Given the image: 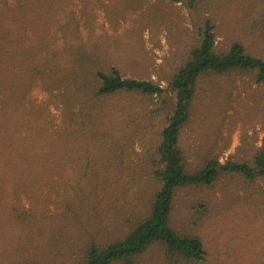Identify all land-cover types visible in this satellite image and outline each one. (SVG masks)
<instances>
[{
  "label": "rangeland",
  "instance_id": "374dc122",
  "mask_svg": "<svg viewBox=\"0 0 264 264\" xmlns=\"http://www.w3.org/2000/svg\"><path fill=\"white\" fill-rule=\"evenodd\" d=\"M30 1L0 0V55H41V78L27 81L24 68L9 74L6 83L30 89L43 123L62 140L46 144L47 155L38 163L34 156L15 162L21 151L12 148L0 160V264H23L37 255L65 264L68 237L79 240L81 234L86 240L106 220L123 227L136 202L147 210L155 185L151 153L174 99L170 84L200 44L205 23L214 26L220 52L240 41L248 53L264 59V0H62L59 11L47 4L50 0H37L36 9ZM41 5L50 21L55 14L65 20L56 41H63L62 28L76 31L72 36L86 47L81 67L64 71L69 65L58 56L67 48L56 54L38 49L29 19L40 17ZM87 54L94 57L91 65ZM51 62L65 73L53 74ZM113 68L166 91L96 96V71ZM83 71L88 82L75 84ZM256 76L234 71L201 78L180 138L188 170L198 171L210 159L250 163L262 149L264 83ZM85 168L91 174L83 179L84 196L73 201L57 179L63 173L81 180ZM172 224L203 240L202 264H264V177L250 181L226 174L211 186L180 189ZM164 256L162 248L153 247L140 264H164Z\"/></svg>",
  "mask_w": 264,
  "mask_h": 264
},
{
  "label": "trees",
  "instance_id": "16d2710c",
  "mask_svg": "<svg viewBox=\"0 0 264 264\" xmlns=\"http://www.w3.org/2000/svg\"><path fill=\"white\" fill-rule=\"evenodd\" d=\"M30 3L35 6L37 0H31ZM47 4L59 11L62 0H50ZM37 12L40 17L33 14L29 21L34 24V31L38 36V49L56 54L57 49L67 48L66 55L58 56L68 63H64L65 66L69 65L70 71H64H73V66L81 67L80 59L86 52V47L78 44L79 39L72 36L76 31L68 32L70 25L62 28L65 32L64 42L59 43L56 41L57 34L65 20L62 21L55 14L56 20L50 21V18L43 15L42 5ZM201 32L200 44L192 50L190 59L179 68L170 84L174 99L167 114L166 125L161 130L159 141L151 153L155 185L153 195L147 201L148 205L145 208L147 210L142 211V207L136 202L133 209L126 213L125 217L127 216L128 221L126 220L127 224L123 227L106 220L104 223H98L86 240L82 239L81 234L79 240L78 237H68L69 261H65V264H140L153 247L162 248L164 251V264H202L206 260L203 240L197 235L180 232L172 224L179 190L186 187L211 186L226 174H240L250 181L264 177V146L250 163L233 161L221 163L216 159H210L205 167L198 171L192 172L186 167L180 138L191 118V107L201 78L209 74L254 71L257 74L256 81L264 83L263 58L248 53L240 41L233 42L227 51L220 52L216 47V34L210 21L205 23ZM72 45L75 46L71 48ZM23 54L22 51L12 53L11 57L7 55L6 58L0 55V160H4L5 151L12 148L22 152L16 154L15 162L19 159L28 161L29 157L34 156L32 161L38 163L39 159L44 160V155H47L46 144H51L52 141L53 145L57 144L56 137L58 140H62V137L57 134L55 137L56 131L48 122V126L43 123L41 106L35 98L28 97L29 88L19 89V84L9 88L6 83L9 74L22 72L24 68L27 81L38 83V78H41L43 69L41 55ZM56 61H59V64L63 63L58 58ZM86 61L90 65L95 62L94 57L90 58L88 54ZM56 65L51 62L47 67L55 68L52 73L62 76L65 72ZM78 74L80 78L75 84H86L88 73L83 71ZM95 78H97L94 85L95 95L98 97L125 92L161 96L166 91L164 87L152 81L125 78L115 68L111 71L97 70ZM68 85H74L71 78ZM10 166L12 165L8 163L6 170ZM90 174V168H85L81 180L76 179L74 175L68 177L63 173H60V178L57 180L63 184L64 191L72 195L71 200L75 201L84 196L86 185L84 186L83 179L86 180ZM18 177L19 174L16 172V178ZM143 203L142 201L141 204ZM42 249L43 247L39 246L38 250ZM23 264H50V262L47 257L37 255Z\"/></svg>",
  "mask_w": 264,
  "mask_h": 264
}]
</instances>
